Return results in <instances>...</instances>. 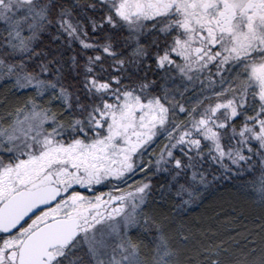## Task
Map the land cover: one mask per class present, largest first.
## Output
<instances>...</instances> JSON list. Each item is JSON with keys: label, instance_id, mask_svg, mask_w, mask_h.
Listing matches in <instances>:
<instances>
[{"label": "snow or ice", "instance_id": "1", "mask_svg": "<svg viewBox=\"0 0 264 264\" xmlns=\"http://www.w3.org/2000/svg\"><path fill=\"white\" fill-rule=\"evenodd\" d=\"M0 264H264V0H0Z\"/></svg>", "mask_w": 264, "mask_h": 264}, {"label": "trees", "instance_id": "2", "mask_svg": "<svg viewBox=\"0 0 264 264\" xmlns=\"http://www.w3.org/2000/svg\"><path fill=\"white\" fill-rule=\"evenodd\" d=\"M210 194H206V196H209Z\"/></svg>", "mask_w": 264, "mask_h": 264}]
</instances>
